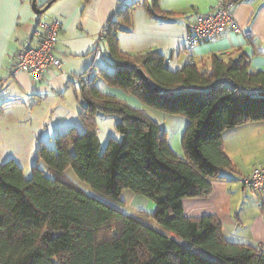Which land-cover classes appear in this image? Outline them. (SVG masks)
<instances>
[{
  "label": "trees",
  "instance_id": "trees-1",
  "mask_svg": "<svg viewBox=\"0 0 264 264\" xmlns=\"http://www.w3.org/2000/svg\"><path fill=\"white\" fill-rule=\"evenodd\" d=\"M139 4L123 6L104 27L112 72L98 75L150 110L187 118L184 156L148 112L94 86L89 70L79 91L82 132L59 135L54 149L40 144L30 179L13 161L0 165V264H264L263 250L227 242L216 218H188L182 206L185 198L210 197L222 171H234L223 134L264 122V72L252 74L244 58H215L210 72L192 64L174 72L159 52L123 53L118 34L130 31ZM98 114L120 119L121 141L111 138L103 153ZM125 190L155 202L154 214H125Z\"/></svg>",
  "mask_w": 264,
  "mask_h": 264
},
{
  "label": "crops",
  "instance_id": "crops-1",
  "mask_svg": "<svg viewBox=\"0 0 264 264\" xmlns=\"http://www.w3.org/2000/svg\"><path fill=\"white\" fill-rule=\"evenodd\" d=\"M34 1L43 9L53 0H0V165L15 162L26 179L32 176L40 144L49 147L57 135L71 127L79 128L80 88L89 70L93 73L94 67L103 65L112 68L109 44L101 33L125 5L141 3L133 12L130 31L118 34L123 53L159 52L174 72L189 62L201 72H210L215 58L225 62L244 58L252 74L264 72V0L236 4L233 17L240 32L229 30L192 47L185 44L187 24L194 22L198 14L214 10L219 0H55L41 15L35 13ZM53 17L62 21L55 49L61 68L51 69L40 83H33L25 72L10 77L13 54L27 39L36 46L43 32L40 21ZM138 107L168 133L169 120L181 123V132L188 125V120L140 104ZM223 144L234 171H222V178L212 182L210 197L183 199L184 214L188 218L213 216L222 224L227 242L264 251V195L250 196L244 187L253 169L264 167V122L227 130ZM178 148L174 147L180 153ZM121 199L123 208H130L123 210L127 215L143 212L151 216L156 211L155 202L129 190Z\"/></svg>",
  "mask_w": 264,
  "mask_h": 264
},
{
  "label": "built area",
  "instance_id": "built-area-1",
  "mask_svg": "<svg viewBox=\"0 0 264 264\" xmlns=\"http://www.w3.org/2000/svg\"><path fill=\"white\" fill-rule=\"evenodd\" d=\"M235 6L234 3H224L219 0L214 10L198 14L194 22L187 24L186 46L199 45L229 30L240 32L233 17ZM40 24L43 27V32L40 34V40L36 46H32L31 39H27L13 54V62L9 69L10 77L25 72L31 76L33 83H40L51 69L61 68V61L55 57L59 32L62 28L61 18L53 17L48 21H40ZM104 36L102 31L101 37L104 38ZM189 64L191 63L189 62ZM244 187L253 197L260 198L264 195L263 166L253 169L251 174L245 178Z\"/></svg>",
  "mask_w": 264,
  "mask_h": 264
},
{
  "label": "rangeland",
  "instance_id": "rangeland-1",
  "mask_svg": "<svg viewBox=\"0 0 264 264\" xmlns=\"http://www.w3.org/2000/svg\"><path fill=\"white\" fill-rule=\"evenodd\" d=\"M106 60H109V58ZM95 70L93 73H91V77L89 81H92L94 86H96L103 94L107 95V96H111L116 98L117 100L125 103L126 105L130 106L131 108H135L140 110L141 107H138V105H142L145 108L147 107L142 101H140L135 95H133L132 93L126 92L120 88H116V87H111L109 86L105 80L103 78H101L98 73L100 72V70H104L106 72L111 73L112 72V68L111 67H107L106 65H103L102 68H100L99 66L94 67ZM88 78L87 75H85V81L87 82ZM106 91H110L113 92L114 94H109ZM147 112V111H146ZM154 114V113H153ZM174 117L176 119H184L187 121V118H177L176 116H171ZM180 117V116H178ZM170 119V118H169ZM120 119L118 116H106L103 114H99L97 117V123H98V133H99V141H100V153H103L107 147L108 141L113 138L114 140L116 139V141H121V136L120 134L117 132L116 130V126L119 123ZM78 127L77 128L80 132H82L83 128L82 125L80 124V122H78ZM161 124V123H160ZM168 126H169V133L167 131L168 134V139H169V143H170V147L171 149L175 152V154L179 155L180 157L184 156V151L182 148V137H183V132H181V123L174 121V120H169L168 121ZM162 129L164 130L163 125L161 124ZM73 128V127H71ZM186 128V126H185ZM184 128V130H185ZM59 135H57L58 137ZM54 137L52 139V143L51 145H49V148H55L56 147V138ZM174 147H179L177 150L180 152L178 153ZM68 174L71 176V178L73 180H75V182H77L86 192H88L91 195H95L94 192L92 191L91 187L88 186L87 184L81 182L74 170L72 168H69ZM250 195V194H249ZM251 196V195H250ZM135 208V206H133ZM123 210H127L130 211V208H123ZM132 211V210H131Z\"/></svg>",
  "mask_w": 264,
  "mask_h": 264
},
{
  "label": "water",
  "instance_id": "water-1",
  "mask_svg": "<svg viewBox=\"0 0 264 264\" xmlns=\"http://www.w3.org/2000/svg\"><path fill=\"white\" fill-rule=\"evenodd\" d=\"M55 0L51 1L50 3L47 4V6L43 9H40V7H38L34 1L33 3V9L35 11L36 14L38 15H41V14H44L51 6V4L54 2ZM138 73L139 75L141 76V78L144 80V81H147L148 80V77L147 75L143 72V70L139 69L138 70ZM259 95L261 96H264V92H261Z\"/></svg>",
  "mask_w": 264,
  "mask_h": 264
}]
</instances>
